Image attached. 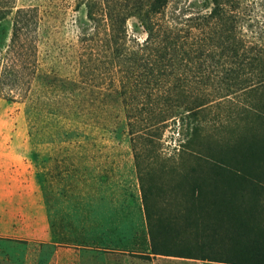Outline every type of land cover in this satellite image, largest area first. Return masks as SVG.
Returning <instances> with one entry per match:
<instances>
[{"label": "rangeland", "instance_id": "374dc122", "mask_svg": "<svg viewBox=\"0 0 264 264\" xmlns=\"http://www.w3.org/2000/svg\"><path fill=\"white\" fill-rule=\"evenodd\" d=\"M81 1L0 0V8L34 10L38 21L23 41L24 52L32 54L25 98L9 101L0 95V244L2 239L23 244H5L13 262L0 253V264H219L121 252L146 221L130 130L124 125L116 135L109 125L130 120L122 102L139 93L120 95L126 78L117 77V69L107 62L103 29L81 40L96 28ZM227 3L237 37L256 49L264 47V0ZM184 7L190 9L185 16L209 14L212 4L172 0L167 19ZM126 26L127 45L138 50L147 34L136 17ZM230 98L238 103V97ZM223 109L213 107L205 114L207 131L197 138L179 120L167 121L154 148V162L191 166L200 147L213 146L217 131L212 125L218 119H238ZM251 119L256 139L237 147L236 153L242 157L254 152L252 161L264 174V119ZM230 130L223 131L226 137ZM117 238L121 247L114 244ZM40 244L50 249L38 253Z\"/></svg>", "mask_w": 264, "mask_h": 264}, {"label": "trees", "instance_id": "16d2710c", "mask_svg": "<svg viewBox=\"0 0 264 264\" xmlns=\"http://www.w3.org/2000/svg\"><path fill=\"white\" fill-rule=\"evenodd\" d=\"M227 1L210 0L209 14L185 16L190 9L184 7L171 19L167 10L172 0L81 1L87 19L96 26L81 40L103 29L107 62L117 69V77L126 78L120 95L139 93L123 99L130 120L109 125L116 135L124 125L130 130L146 221L121 252L146 258L264 264V174L257 172L254 152L242 157L236 153L237 147L256 139L251 117L264 119V47L256 49L237 37ZM10 14L14 15L8 21ZM36 17L31 9L0 8V95L9 101L25 98L32 54L24 52L23 41L37 28ZM132 17L147 34L138 50L126 42V25ZM229 97L243 101L233 103ZM221 106L229 118L238 119H218L212 125L217 131L213 146L200 147L191 166L154 162V148L167 121L179 120L197 138L207 131L205 114ZM226 129L233 131L229 137L223 133ZM153 199L156 202H150ZM2 240L0 253L13 262L5 244H23ZM120 240L115 246L121 247ZM46 248L49 245L40 244L38 253Z\"/></svg>", "mask_w": 264, "mask_h": 264}]
</instances>
